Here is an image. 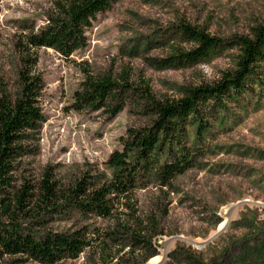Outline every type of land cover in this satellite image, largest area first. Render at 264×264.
<instances>
[{
  "label": "rangeland",
  "instance_id": "rangeland-1",
  "mask_svg": "<svg viewBox=\"0 0 264 264\" xmlns=\"http://www.w3.org/2000/svg\"><path fill=\"white\" fill-rule=\"evenodd\" d=\"M52 2L0 0V94L10 99L18 91L15 42L46 26ZM260 23L264 0H117L86 31V47L68 59L53 49H40L43 120L14 173L16 185L23 178L36 182L48 168L64 186L84 175L103 182L110 174L106 162L122 150L127 131L149 126L150 116L137 94L141 88L148 87L156 100H177L233 66L235 50L186 68L165 67L170 53L189 49L180 42L177 26L198 27L230 43L234 37L248 36ZM124 74L133 91L115 117L72 109L74 94L87 75L120 82ZM261 80L255 96L230 104L222 113L212 111L213 125L203 132L205 143L196 144L192 169L169 188L151 182L136 192L138 215L142 220L155 217L162 234L143 254L151 255L145 264H181L186 254L215 264H264V75ZM50 227L57 232L113 229L124 237L114 223L74 211L54 216ZM95 236L78 258L59 264H104ZM128 244L124 237L118 246L121 253H108L131 262ZM172 253L177 259L170 258ZM12 262L4 258L0 264Z\"/></svg>",
  "mask_w": 264,
  "mask_h": 264
},
{
  "label": "trees",
  "instance_id": "trees-1",
  "mask_svg": "<svg viewBox=\"0 0 264 264\" xmlns=\"http://www.w3.org/2000/svg\"><path fill=\"white\" fill-rule=\"evenodd\" d=\"M116 2L53 0L46 26L22 34L15 42L18 91L14 99L0 94V261L9 258L13 264H59L78 258L95 234L102 259L105 256L104 264L116 259L120 264H145L151 255L143 254L151 248V240L162 234L157 232L155 217L142 220L138 215L136 192L151 182L160 189L171 187L179 176L194 167L196 144L205 143L203 132L213 125L209 122L213 119L212 111L222 113L230 104L256 95L254 87L264 75V23L252 27L248 36L232 38L230 43L204 29L180 24V42L189 49L174 50L164 61L165 67L186 68L235 50L232 68L222 71L216 81L197 86L177 100H156L148 87L141 88L137 94L150 116L149 126L127 131L126 139L121 140L122 150L112 153L106 162L110 174L103 182L95 183L84 175L74 184L64 186L48 168L36 182L23 178L16 185L14 173L43 120L40 99L44 84L37 71V52L53 49L68 59L86 47L85 34L96 16ZM127 79V74L120 82L110 76L87 75L82 88L74 94L72 109L103 111L109 118L115 117L133 91ZM68 211L119 226L129 242L128 256L134 257L131 262L108 253V249L121 253L118 246L124 237L113 229H51L52 218ZM177 257L176 253L170 255L174 260ZM181 264L215 263L186 254Z\"/></svg>",
  "mask_w": 264,
  "mask_h": 264
}]
</instances>
